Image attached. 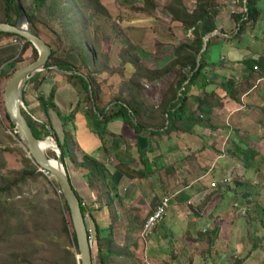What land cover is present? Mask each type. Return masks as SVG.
I'll use <instances>...</instances> for the list:
<instances>
[{
    "label": "crops",
    "instance_id": "crops-1",
    "mask_svg": "<svg viewBox=\"0 0 264 264\" xmlns=\"http://www.w3.org/2000/svg\"><path fill=\"white\" fill-rule=\"evenodd\" d=\"M228 1H221L225 5L219 10L217 21L220 35L211 39L219 56L207 59V80H200L189 93L188 105L193 111L201 102L204 104L203 118L208 125H196L190 133L157 135L151 139L154 152H140L139 149L146 147L145 137L138 138L121 119L108 125V132L113 136L108 138V151H105L103 138L85 114L88 109L84 107L78 112L86 93L80 84L61 75L68 72L45 70L39 78L31 77L25 84L23 110L33 120L52 127L63 142L65 132H72L75 141L71 148L78 162L88 154L107 164L112 190L110 201L119 203L116 213L107 211V225L102 226L108 233L113 226L114 251L120 254L112 257V262L124 255L138 258L141 254L147 264H173L171 261L176 255L185 253L190 264H264V71L245 65L250 59L264 58V28L259 35L254 34V26L263 16L264 0L258 2L261 12L258 21L247 27L250 36L238 39V26L232 15L240 13L233 6L239 0H232V5H227ZM28 50L31 55V48ZM43 77L46 81L40 84L39 79ZM230 82L233 83L229 85ZM52 91L55 105L46 112L42 98L48 100ZM75 113L74 120L66 125V118ZM50 137L55 136L49 134L47 138ZM3 138L5 134L0 127L1 149L7 147ZM181 139L183 149L179 145ZM159 142L161 153L157 152ZM6 149L1 152L10 162L7 154L10 149ZM136 156L140 164L144 159L151 165L152 172L142 177L143 180L135 172L144 167L131 163ZM149 157L154 159V165ZM67 161L74 164L70 158ZM163 168L167 179L159 175ZM86 172L70 171V175L74 189L88 203L86 211L91 213L96 197L87 186ZM226 177L231 179L223 184L222 179ZM146 180L150 183L144 184ZM179 180L181 187H178ZM212 183H217L218 188H212ZM166 196L176 203L174 213L169 216L167 213L165 220L142 240V232L146 236L144 224L148 215ZM111 217L122 220L121 231L118 226L114 228ZM138 217H142L140 231H134L131 238L134 226L130 219ZM138 235L144 242L140 251L136 247Z\"/></svg>",
    "mask_w": 264,
    "mask_h": 264
},
{
    "label": "rangeland",
    "instance_id": "rangeland-1",
    "mask_svg": "<svg viewBox=\"0 0 264 264\" xmlns=\"http://www.w3.org/2000/svg\"><path fill=\"white\" fill-rule=\"evenodd\" d=\"M25 1L29 8L33 7L29 0ZM145 1L150 7L157 6V12L152 13V18L142 13L146 10ZM183 1L191 11L194 10L196 5L193 4L191 0ZM52 2L53 0H49L43 11L37 14V18L39 19L37 27L42 38L51 45L52 50L56 51L55 56L51 59V63L52 60L55 59L62 61L72 60L71 56H79L84 61L83 54L86 53V47H84L86 45L97 49L99 54L103 50L111 57L112 67L115 69L114 73L110 76H106V79H103L104 77L100 78V81L106 84L103 86L100 83L106 93V96H104V98L102 97L103 99L100 101L103 108H105L103 105H109L114 100H130V102L133 103L130 95L134 92V88L131 86L132 83H129L130 78L126 79L122 75L116 73L119 71V67L123 66V60L127 61L132 59L134 61H140L138 62L139 64L146 63L151 68L161 69L165 66L163 60H166V58L172 54V48L177 44L176 42L174 43V38L177 36V39H182L181 41H184L185 35L183 31L171 26V17L166 10L170 0H101L110 14L107 13V16H104L106 19H102L96 23L94 22L93 24H86L82 19V10L79 8L80 4H78L79 0H73V4L70 3V0H64V5H62V7L66 6L65 10L63 9L64 11L58 15L59 18L52 19L47 10L52 6ZM228 2L229 4L227 5H232L233 1L229 0ZM243 4L245 3L243 2ZM243 4L242 0L233 2V6L237 7L240 12ZM263 4L264 2H262L261 6H263ZM227 8H229V6H227ZM229 11L231 10L229 9ZM262 11V18L254 26L255 35H259L262 28H264V8H262ZM87 14L88 13L83 11L84 17H87ZM1 17L2 9L0 6V18ZM62 21H67V25H63ZM96 33L100 35V39L105 42L104 44L102 43L98 46L96 42ZM249 33L250 32L247 33L245 31L240 35V38H248L250 36ZM188 35L192 41H195V36L191 32ZM3 39L4 38L0 39L1 43H3ZM159 43L163 48H166L162 53L159 51ZM23 44L24 42L21 43L22 46ZM75 44L77 47L74 46ZM21 45H18V48L15 46L12 47L14 50H17L15 54H12L9 58V61L12 59V62H7L5 60L9 56L8 53L4 52L6 48H0V89L5 87L7 80L13 75L15 70H18L36 59L34 53L30 55V50L25 51L20 49ZM210 56L212 59H217L219 56L214 40H211L204 59L207 60ZM1 61L4 62L1 63ZM79 67L81 73L84 75L88 74L90 76L98 74L94 69H87L84 63H80ZM2 68H4V72L1 74ZM132 68L133 65L132 67L126 66L128 71ZM134 73L135 68L131 70V81L135 78L133 76ZM59 74L61 73L59 72ZM53 75L54 73L52 76ZM167 79L168 81L165 79L160 85L152 84L153 86L149 87L148 95H146V93L141 95V102L144 105H146L147 102L150 108H152V106L155 108V106L160 104L164 97L163 94L166 93L169 87L170 78ZM145 83L149 84V82ZM123 86H131L130 94H128L127 89L123 90L124 95L121 93ZM90 94L91 97L93 95L92 98L94 100V91L91 88ZM84 99L88 102L87 95ZM160 115L161 113L158 115L156 114L155 119H147V117H145V120L147 119L146 121L149 124L161 123L162 118ZM0 127H2L5 134L3 144L10 149L7 151V154L9 153L8 158L10 162L6 160L5 164L0 166V264H68L67 250L63 246L65 242L63 237L64 231L57 209V199L61 191L54 186V178L41 172L40 169L35 176H31L26 181H22L23 176L20 175V172L24 169V157L28 156V158H30L29 153L21 140L19 132H15L14 127L10 126L6 118H0ZM48 139H52V137L44 140ZM162 140L165 143V139L163 138ZM183 142L184 141L181 139L179 143L181 149L184 148V146L181 145ZM159 145L160 142L157 146V152L161 153L162 151L159 149ZM131 147L133 149L134 145H131ZM47 152L53 159L56 158V152L54 150L49 149ZM262 158L264 162V156ZM150 160L151 164L154 165V159L151 157ZM162 162L164 161L162 160ZM131 163L133 165L139 164L141 167H144L143 164H140L138 156L132 159ZM68 169L69 172H81V174L82 172H86V170L79 169L71 162L68 164ZM233 174L232 172L231 176ZM135 175L138 178H142L137 172H135ZM159 175H161L163 179H165L164 177L167 179L166 170L164 168L163 172L159 173ZM143 179L144 178H142V180ZM146 181L143 183H150V181H147V183ZM178 185V187H181L180 180ZM91 191H93L96 197L95 206L91 214L101 226H106L108 219L107 211L116 213V208L119 207V203H112L105 189L102 188L101 184L98 182H95V187L93 190L91 189ZM175 205L176 203L173 199V201L169 203L168 216L174 213ZM137 209L139 210V208ZM88 210L91 209L89 208ZM141 219L142 217L130 219L134 226L133 232H131V238L134 231H140L139 226ZM262 219L263 218H261V220ZM86 222L88 227L93 228L90 218L86 219ZM110 222L114 225V228L118 226L120 231L122 230V220L111 217ZM127 225L130 226V224ZM255 231L257 230L255 229ZM148 236H150V234ZM148 236L146 235L144 237L142 232V240ZM254 236L256 237L257 235ZM128 237L129 235H127V238ZM138 237L139 242L136 240V247L140 251L144 242L140 239L141 236L138 235ZM72 250L75 251V249ZM97 250V244L93 243L92 252L94 264H99ZM183 254L184 256H180L179 254L176 255L171 262L173 264H190L185 257V253ZM124 256L125 257L115 260L112 264H147L144 263L145 261L141 254H139L138 258L134 255L131 257Z\"/></svg>",
    "mask_w": 264,
    "mask_h": 264
},
{
    "label": "trees",
    "instance_id": "trees-1",
    "mask_svg": "<svg viewBox=\"0 0 264 264\" xmlns=\"http://www.w3.org/2000/svg\"><path fill=\"white\" fill-rule=\"evenodd\" d=\"M48 1L49 0H29V2L33 5V7L29 8L25 0H20V4L26 10L34 33L41 38V33L39 32L37 27V24H39L37 14L43 11ZM191 1L196 5L194 10L192 11L189 7H187L183 0H170L169 5L166 7V10L171 17V26L182 30L185 37L184 41H181L182 39H177V36L176 38H174V43L176 42L177 44H175L174 48H172V54L168 58H166V60H163L165 65H163V68L154 69L149 67L146 63L139 64L138 62L140 61H134L130 59L127 61L123 60V66L119 67V71L116 72L118 75H122L126 79L130 78L129 83H132L131 86H133L132 88H134V92L130 95L133 103L130 102V100H114L109 105H106L104 109L101 108L102 105L100 104V101H102L104 96H106V93L100 83L103 86H105L106 84L103 81H100V78L104 77L103 79H106V76L112 75L115 71L114 67H112L111 57L108 56L107 53H105L103 50L99 54L97 52V49L86 45L84 46L86 47V53L83 54L84 61L79 56H71L72 60L62 61L55 59L52 60L51 63V59H53L56 54V51L52 50V54L45 66L46 70L50 73L58 72L53 68L57 67L61 71L72 72V74L70 75L66 73L61 75L66 76L68 80L74 81V83L76 84H80L82 90L86 93L88 102H86V100L84 99L83 102H81V104L79 105L78 112H80V110H83L84 107L88 109L85 114L87 118H89V120L91 119V124H93L95 132H97L103 138L105 151H108V138L110 136H113L108 132V125L113 120H124L127 125L131 126L135 134H137L138 138L145 137L144 140L147 141L146 147L142 151L139 149L140 152H154L155 148L151 144V139L157 135H168L171 132L190 133L193 127L196 125H208V123L205 122L206 120L203 118L202 108L204 104H202L201 102V104H198L197 109L193 111V109L188 105L189 100L191 99L189 93L192 87H194L200 80H203L204 82L207 80L206 76L208 74V63L207 60L204 59V57L207 54L211 40L207 42V49L201 57L199 68H197V59L201 54L205 37L218 30L217 21L220 17L219 10L225 4L221 3L222 0ZM243 2L244 0H242V4ZM258 2L259 0H247V3L242 5L243 7L241 9V12L239 14L232 15V18L238 26L236 39H238L240 35H242L247 30V27L249 25L252 24L253 26L254 23L258 21L261 14L260 8L258 7ZM70 3L73 4V0H70ZM78 4H80L79 8L82 10V19L86 22V24H93L94 22L96 23L102 19H106L104 16H107V13L110 14V12L102 4L101 0H79ZM62 5H64V0H53L52 6L47 9L52 19L59 18L58 15L65 10L66 6L62 7ZM145 5L146 10L142 13L152 18V13L157 12V6L150 7L146 4V1ZM0 6L2 9V17L0 18V23L7 22L15 25L19 18V10L16 1L0 0ZM83 11L88 13L87 17H84ZM62 24L66 26L67 21H62ZM190 32L195 36V41H192L190 39L188 35ZM2 38H4L3 41H6V44L0 42V48H6L4 52L9 54L8 58L5 59L7 62H12V59H10L9 61V58L17 51L12 47L15 46L18 48V44L13 43L14 39H16L20 44L24 42L23 46L20 49L26 51L27 49L31 48V55L34 53L35 58H38V51L35 49L31 42L26 41L24 38L15 34L0 32V39ZM96 42L98 46L102 43H105L102 39H100V35L98 34L96 35ZM47 44L50 45L49 43ZM74 46L77 47L76 44ZM158 46L161 53L166 49L163 48L160 43L158 44ZM129 56L132 57L131 55ZM2 62L4 61H1V63ZM80 63H84L87 69H94L98 74L90 76L88 74H82L79 67ZM132 65L133 68H135V73L133 75L135 78L131 81V70L133 68L128 71L126 69V66L132 67ZM245 65L252 70H255V66H257L258 70L261 69L262 71H264V58H262L261 60L250 59L249 62ZM3 72L4 68L1 69V74ZM41 74L42 72H38L34 74L31 79L37 77L39 78ZM167 78H170L169 87L166 90V93L163 94L164 97L162 98L161 103L155 106V108L154 106L150 108L146 101V105H144L140 100L141 95L143 93H146V95H148L149 87L153 86L152 84L160 85V83H163L165 79L166 81H168ZM44 81H46L45 77L39 79L40 84H43ZM145 82H149V84ZM231 83L233 82H230L229 85ZM131 86H123L121 93H123L124 89H127L128 94H130ZM90 88H92L94 91V100L91 97ZM183 88L184 90L181 92ZM54 97L55 92L52 91L47 98L48 100L42 98L43 107L45 108L46 112H48V107H54ZM160 113V117L162 118L161 123L149 124L146 121L148 118L155 119L156 114L158 115ZM23 114L27 118L34 134L39 138V140L46 139L49 134H53L55 136L59 146L63 150L65 166L68 172L69 169L67 160L68 158H70L78 168H82L87 171L85 173V177H87V186L93 190L95 187V182L100 183L101 187L105 189L110 200H112V190L109 183V170L107 168V164L88 154L83 157L82 162H78L71 148L72 141H75L72 132H65L66 139L63 142L58 133H56V131L53 130L52 127L50 128L46 124L33 120L24 110ZM0 116V118H6L10 126L14 128L16 127V124L11 120V118H9L4 108L1 94ZM75 116L76 113L72 117L66 118V125L68 122L73 121ZM145 117H147L146 120ZM43 134L46 135V138H43ZM138 145L140 146V143H138ZM6 148L7 147H5L4 149ZM4 149L0 150V166H3L6 161L1 152L4 151ZM142 162L144 168L137 173L142 175V177H145L148 173L150 174L152 170L149 169L151 168V165L144 159L142 160ZM147 164L149 165L147 166ZM39 169L40 167L34 162V160L28 158V156H25L24 169L20 172V175L23 176L22 181H26L29 177L35 176L38 173ZM53 184L59 191H61V194L57 199V209L59 211V216L61 218L63 226V237L65 239L63 246L67 250L68 264H80L76 235L73 229L69 207L62 194V189L55 179L53 180ZM76 194L81 200L82 213L85 217V214L89 212L86 211V208L84 206H82V202L84 201L83 198H81V196L77 192ZM89 215L90 219L92 220V226L94 230V243L98 246L97 257L99 264H110V262H112L111 258L120 254L119 252L114 251V243L116 242L113 239V226L110 227V231L108 233V231L97 222L96 218L91 213H89ZM71 248L75 249V251H73ZM109 258L110 261H108ZM113 259L114 258H112V260Z\"/></svg>",
    "mask_w": 264,
    "mask_h": 264
},
{
    "label": "water",
    "instance_id": "water-1",
    "mask_svg": "<svg viewBox=\"0 0 264 264\" xmlns=\"http://www.w3.org/2000/svg\"><path fill=\"white\" fill-rule=\"evenodd\" d=\"M15 1L19 10L17 23L13 25L7 22H1L0 32L15 34L31 42L38 51V58L16 70L7 80L2 96L4 108L9 118L16 124L21 140L30 158L34 160L41 169L47 170L62 189V194L70 210V217L76 235L77 249L79 251L80 264H94L92 244L88 235L87 223L82 213L81 200L73 188L74 185L71 175H69L65 166L63 150L54 137L48 140H39L23 114V90L25 84L34 74L46 70L45 66L52 54V48L44 39L34 33L26 10L20 4V0ZM246 3L247 0H245V4ZM219 35L220 33L216 31L205 37L201 54L197 59V68H199L201 57L207 49V42ZM53 68L58 72L61 71L57 67ZM68 73L72 74V72ZM183 90L184 88L181 92ZM50 140L57 145V149L54 150L57 153V158L55 159H53L43 146H41V143Z\"/></svg>",
    "mask_w": 264,
    "mask_h": 264
},
{
    "label": "built area",
    "instance_id": "built-area-1",
    "mask_svg": "<svg viewBox=\"0 0 264 264\" xmlns=\"http://www.w3.org/2000/svg\"><path fill=\"white\" fill-rule=\"evenodd\" d=\"M13 43L14 44L21 45L16 39L13 40ZM21 47H22V45H21ZM254 69L257 71L258 70V67L255 66ZM3 90H4V88L3 89H0V94L2 96H3ZM23 108H24V106H23ZM35 119L38 120V121H41V120H39L37 118H35ZM14 130H15V132H18V129L17 128H14ZM40 170L43 173L51 176L50 173L47 170H44V169H41V168H40ZM222 180H223L222 181L223 184H227L230 181V179L227 178V177L226 178H223ZM211 187L212 188L217 187V183H212L211 184ZM169 202H170V198L168 196L164 197L160 201V203L155 207V209L153 210V212L148 215V217L146 219V222L144 224V234L145 235L148 234L152 229H154L160 222H162L166 218L167 211H168V208H169ZM82 206H84L85 208H87V206H88L87 202L86 201H83L82 202ZM85 218L86 219L90 218L89 213H86L85 214ZM206 229H207V226L205 228V232H206ZM88 235H89V239H90L91 244H93L94 243V237H93L94 236V230H93V228L88 227Z\"/></svg>",
    "mask_w": 264,
    "mask_h": 264
},
{
    "label": "bare ground",
    "instance_id": "bare-ground-1",
    "mask_svg": "<svg viewBox=\"0 0 264 264\" xmlns=\"http://www.w3.org/2000/svg\"><path fill=\"white\" fill-rule=\"evenodd\" d=\"M41 146H43V148L48 151L49 149L55 150L57 149V145L55 144V142L53 141H45L43 143H41Z\"/></svg>",
    "mask_w": 264,
    "mask_h": 264
}]
</instances>
